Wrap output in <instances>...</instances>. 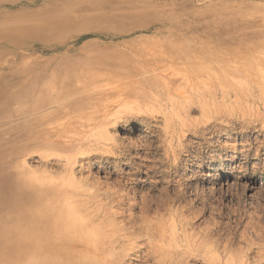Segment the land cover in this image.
Masks as SVG:
<instances>
[{
  "label": "rangeland",
  "instance_id": "rangeland-1",
  "mask_svg": "<svg viewBox=\"0 0 264 264\" xmlns=\"http://www.w3.org/2000/svg\"><path fill=\"white\" fill-rule=\"evenodd\" d=\"M3 178L107 264H264V0H0Z\"/></svg>",
  "mask_w": 264,
  "mask_h": 264
},
{
  "label": "bare ground",
  "instance_id": "bare-ground-1",
  "mask_svg": "<svg viewBox=\"0 0 264 264\" xmlns=\"http://www.w3.org/2000/svg\"><path fill=\"white\" fill-rule=\"evenodd\" d=\"M58 12L60 13V11ZM46 19H51V16H47L46 18H44V22H46ZM50 23L51 22L45 24H50ZM79 85H81L82 87H86V86L89 87L88 89H92L91 90L92 93H96L97 91V89L93 87L92 81L87 82L86 80ZM79 85L76 84L75 86L79 87ZM61 96L64 97L63 94ZM42 102H44V100L41 101V99L38 100L37 98H35L34 100H32V103L29 104H31L30 107L32 109L33 108L36 109L40 106V104H42ZM19 189L21 191L19 181L15 182L14 179H8V178L0 179V214H1V210L21 209L20 208L21 205L17 201V193ZM20 195L21 194H19V196ZM19 219H23V218H19ZM53 229H54L53 226H51L50 223L48 222L38 223V224L36 223L8 224V222L0 221V264L68 263L70 262V260L72 259L71 257L73 256L71 255V252H75V251H77V257L78 254L80 253L79 256H82L84 261L90 255H93L92 257L94 258L93 263L107 264V260L101 261V259L95 258V255L96 256L100 255L99 253H102L103 249L106 248H108L110 251L111 250L114 251L122 243L121 240H117V239L113 240L112 238H109V240L107 241H101L99 243L92 242L90 238L87 237V234H84L81 231V229L76 228L77 233L73 235L75 244L73 246H68L67 242L69 241L70 243V240H68V238H67L68 241L65 240L66 235H63L62 238L60 237L53 238V236L51 235L52 232L54 231ZM65 231L68 232V230ZM142 246H144V250H142ZM155 253L156 251L153 250V247L149 240H146L145 243L144 240H135L131 244L127 252L128 260H130V262H128L127 260V263L125 262L122 264H134V262L132 263L131 261L133 260V258H135V260L144 259L145 261L144 264H169L172 261L170 255L168 256L155 255Z\"/></svg>",
  "mask_w": 264,
  "mask_h": 264
}]
</instances>
